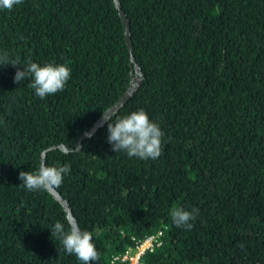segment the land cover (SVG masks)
Returning a JSON list of instances; mask_svg holds the SVG:
<instances>
[{
	"label": "trees",
	"instance_id": "obj_1",
	"mask_svg": "<svg viewBox=\"0 0 264 264\" xmlns=\"http://www.w3.org/2000/svg\"><path fill=\"white\" fill-rule=\"evenodd\" d=\"M21 0L0 9V54L66 62L65 88L40 99L0 66V264H79L51 236L74 221L93 234L96 264H264V0ZM112 116L143 108L162 132L155 160L107 141L106 121L81 141L135 76ZM55 147L54 149H51ZM65 162L59 187L27 191L19 173ZM198 209L173 225L174 205ZM160 233V234H159ZM89 264H92L90 261Z\"/></svg>",
	"mask_w": 264,
	"mask_h": 264
},
{
	"label": "clouds",
	"instance_id": "obj_2",
	"mask_svg": "<svg viewBox=\"0 0 264 264\" xmlns=\"http://www.w3.org/2000/svg\"><path fill=\"white\" fill-rule=\"evenodd\" d=\"M21 0H0V9L12 10ZM10 64L22 65L16 68L13 81L15 83L30 82L34 95L40 99L53 95L65 88L72 71L66 62H39L31 59L21 63L7 54H0V66ZM106 113V112H105ZM107 141L113 151L122 152L129 158L155 160L161 155L163 132L158 122L151 120L143 108L129 111L123 115L108 116ZM70 172V164H48L41 161L32 171H21L19 179L27 191H47L50 187H59L64 177ZM198 214V209L191 210L177 204L170 208L169 215L177 228H191ZM50 229L51 236L60 243L63 250L75 256L79 264H96L98 252L93 243V234L82 229L74 220L66 217L64 222L56 221Z\"/></svg>",
	"mask_w": 264,
	"mask_h": 264
},
{
	"label": "water",
	"instance_id": "obj_3",
	"mask_svg": "<svg viewBox=\"0 0 264 264\" xmlns=\"http://www.w3.org/2000/svg\"><path fill=\"white\" fill-rule=\"evenodd\" d=\"M115 6L119 11V15L121 17L122 23H123V27H124V36H125V41L127 46L129 47L130 52H132V44H131V39H130V31H129V22L128 19L126 18L125 14L123 13V11L120 8V3L118 0H114ZM130 60L132 62H134V67H135V76L134 78L131 80L130 82V86L129 88L122 94V96L116 101L115 104H113L112 106H110L109 108H107L105 110V112L96 120V122L93 124V126L90 128L89 131H87L86 133H84L83 135L80 136L78 142L76 143V148L79 149L81 146V141H83L87 136H89L97 127H99L100 125H102L105 120L107 119L108 116L113 115L115 112H117L126 102L127 100L130 98V96L133 94V92L138 88L140 82H141V73H140V69L139 67L135 64L134 58L131 55ZM55 147H52L51 149H54ZM57 197L58 199H60L61 203L63 204V207L67 213V217L71 218L72 220H74L73 216H72V212L70 210V208L68 207V204L65 200H62L61 197H59L54 191H52Z\"/></svg>",
	"mask_w": 264,
	"mask_h": 264
},
{
	"label": "built area",
	"instance_id": "obj_4",
	"mask_svg": "<svg viewBox=\"0 0 264 264\" xmlns=\"http://www.w3.org/2000/svg\"><path fill=\"white\" fill-rule=\"evenodd\" d=\"M159 245L160 241L155 236L148 237L139 242L134 249H128L125 251V253L120 257V260L125 264H140L142 254L146 251H153L154 247Z\"/></svg>",
	"mask_w": 264,
	"mask_h": 264
}]
</instances>
